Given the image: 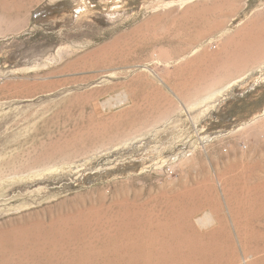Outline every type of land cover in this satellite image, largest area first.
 <instances>
[{"label":"rangeland","instance_id":"rangeland-1","mask_svg":"<svg viewBox=\"0 0 264 264\" xmlns=\"http://www.w3.org/2000/svg\"><path fill=\"white\" fill-rule=\"evenodd\" d=\"M198 13L222 26L188 29ZM258 14L0 0V264H264V45L242 29Z\"/></svg>","mask_w":264,"mask_h":264},{"label":"bare ground","instance_id":"bare-ground-1","mask_svg":"<svg viewBox=\"0 0 264 264\" xmlns=\"http://www.w3.org/2000/svg\"><path fill=\"white\" fill-rule=\"evenodd\" d=\"M200 5V4H199ZM198 6V5H197ZM229 6V5H228ZM232 7H230V9H231ZM229 9V8H228ZM228 12H230V11H228ZM228 12L226 13L225 12V15H228ZM233 12V11H232ZM202 13V12H201ZM209 13V12H208ZM263 13V12H262ZM199 14V16H197L199 19H193L192 21L190 20V21H187V28L188 29H190V30H194V31H202V28H205V29H209L208 31H210V30H212V29H215V28H220L221 26H222V23H220V22H218V21H213V20H208V19H204V18H202V14H200V13H198ZM263 16L261 15V14H258L257 16H256V18L255 19H252V20H250L248 23H246L245 25H244V27L242 28V29H244V30H247L248 28H253V29H257L256 27L258 26V28H259V31H256V32H250L248 35H249V38H248V43L247 44H249V45H252V46H255V45H259V44H262V45H264V22H263V18H262ZM208 20V21H207ZM257 20H261L262 22L258 25V22H256ZM185 23V22H184ZM223 24H224V22H223ZM185 26V25H184ZM227 40H232V38H230V37H228V39ZM231 43V42H230ZM238 44V43H237ZM207 52V51H206ZM233 60H234V58H232ZM231 59V60H232ZM238 60H240V59H238ZM236 62V61H235ZM244 63V62H243ZM240 65V64H239ZM239 65H237V66H239ZM165 85V84H164ZM229 87V86H228ZM228 87H225V88H223V90H220L221 92L222 91H225V90H227V88ZM220 91H218V92H220ZM125 99V96L122 98V100H124ZM122 102V101H121ZM195 126V125H194ZM202 142V141H201ZM194 155V154H193ZM217 176V175H216ZM218 180V179H217ZM236 180V179H235ZM220 185H221V183H220ZM219 186V185H218ZM249 188L250 189H253V190H255V191H264V179H262V180H260V181H258L257 183H255L252 187H250L249 186ZM186 190V189H185ZM251 191V190H250ZM254 191V192H255ZM188 191H183V192H178L175 196H174V199L175 200H173V201H177V202H183L184 201V199H187V197L186 196H190V195H188V193H187ZM221 192V191H220ZM262 193V192H261ZM189 198V197H188ZM262 199H263V201H264V195H263V197H262ZM225 203V202H224ZM259 203V202H258ZM178 204V203H177ZM194 205V204H193ZM186 212V211H185ZM261 212V211H260ZM264 212V211H263ZM142 218H140V219H138V220H141ZM191 219V217L190 216H185V218H184V225L186 226H188V223H189V220ZM180 222V221H179ZM197 222L199 223V225L201 226V227H209V226H211L212 224H214V223H216V219H215V217L212 215V213L210 214V213H208V214H205L203 217H201V218H199V219H197ZM251 224V223H250ZM134 226V225H133ZM137 228V227H136ZM144 228V227H143ZM225 230V229H224ZM138 231H140V230H138ZM141 232V231H140ZM180 232H183L182 230H180ZM179 232V233H180ZM228 233H229V231H227ZM227 232H225L224 231V233H227ZM135 233V232H134ZM133 233V234H134ZM223 231H222V238H223ZM220 234V233H219ZM218 234V235H219ZM231 234V233H230ZM227 236H230V235H228V234H226ZM137 236V235H136ZM217 236V235H216ZM225 237V236H224ZM233 237V236H232ZM232 237H230V239L229 240H231V238ZM184 238V237H183ZM215 238V237H214ZM213 238V239H214ZM212 239V240H213ZM219 239V238H218ZM212 240H210V241H212ZM224 240V239H223ZM225 240H226V238H225ZM228 240V239H227ZM228 240V241H229ZM136 241V240H135ZM220 242V241H219ZM231 242H232V240H231ZM238 242H240V241H238ZM242 242V241H241ZM209 243V242H208ZM211 243V242H210ZM221 243H222V241H221ZM226 243H228V242H226ZM141 245V244H140ZM207 245H210V244H207ZM222 245V244H221ZM229 245V244H228ZM227 245V246H228ZM202 246V245H201ZM211 246V245H210ZM224 247H225V245H223ZM202 247H204V246H202ZM230 247V246H229ZM220 248V247H219ZM231 249V248H230ZM229 249V250H230ZM240 249V248H239ZM210 250V249H209ZM211 250H214L213 248L211 249ZM228 250V249H227ZM201 251V250H200ZM207 251V250H206ZM242 251V250H241ZM209 252V251H208ZM220 252V251H219ZM202 253H203V251H202ZM207 254V253H206ZM209 254V253H208ZM213 254V253H212ZM216 254V253H215ZM261 254V253H260ZM204 257H205V255H204ZM208 257V256H207ZM203 258V257H202ZM263 259V258H262ZM206 261H207V259H206ZM246 263H247V261H245Z\"/></svg>","mask_w":264,"mask_h":264}]
</instances>
